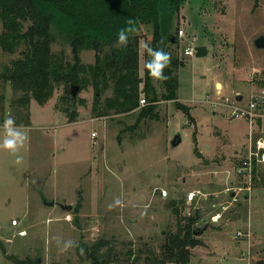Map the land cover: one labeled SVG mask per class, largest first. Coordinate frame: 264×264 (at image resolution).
Returning a JSON list of instances; mask_svg holds the SVG:
<instances>
[{
  "label": "rangeland",
  "instance_id": "374dc122",
  "mask_svg": "<svg viewBox=\"0 0 264 264\" xmlns=\"http://www.w3.org/2000/svg\"><path fill=\"white\" fill-rule=\"evenodd\" d=\"M168 13L166 33L178 34L184 107L162 100L158 118L138 119L137 111L94 116L95 89L79 86L71 107L79 114L69 121L61 109L62 86L45 104L31 100L29 124L11 125L24 137L13 151L2 146L9 137L4 121L25 111L11 105L10 83L0 88V264H12L8 255L38 258L39 264H90L79 245L100 238L124 253L129 241L158 246L163 229L176 221L174 200L183 214L199 209L196 225L206 226L189 264L264 259V162L253 156L245 164L264 139V122L257 118L251 134L248 119L229 114V104L247 103L264 90V47L255 45L264 35V0H187L178 15ZM140 33L143 75L152 27L143 25ZM199 44L208 47L206 55L184 53ZM14 56L0 47V68ZM81 59L95 62V50H82ZM177 133L182 140L173 146ZM46 198L72 209L46 205ZM65 241L72 243L65 248Z\"/></svg>",
  "mask_w": 264,
  "mask_h": 264
},
{
  "label": "trees",
  "instance_id": "16d2710c",
  "mask_svg": "<svg viewBox=\"0 0 264 264\" xmlns=\"http://www.w3.org/2000/svg\"><path fill=\"white\" fill-rule=\"evenodd\" d=\"M187 0H0V47L16 54L0 68V88L11 84L17 105L13 125L30 122L32 99L45 104L63 86L61 109L69 121H75L78 110L71 107L78 101L72 96L71 85H92L95 89L94 116L138 112V119L158 118L162 100L179 101L178 67L182 63L175 47L178 34L166 33L167 15L176 16ZM171 21L169 16V22ZM152 27L148 47L169 54L170 63L163 68L166 78L149 74L147 63L152 53L145 52L144 74L140 73V29ZM127 29V43L118 40L119 30ZM58 44L59 48H54ZM67 47H70L71 55ZM94 49L96 60L86 63L81 52ZM0 92V112L5 95ZM109 93L107 94V92ZM145 98V103L141 98ZM79 104H85L80 101ZM188 112V111H186ZM4 120V117L2 118ZM181 202V201H180ZM176 221L163 229V241L136 247L129 241L124 253L100 238L91 245L81 244L88 251L90 264H189L192 248L201 242L196 231L200 210L183 214L178 201L170 202ZM133 244V246H132ZM106 247V248H104ZM12 264H39L38 258L8 255ZM254 264H264L260 258Z\"/></svg>",
  "mask_w": 264,
  "mask_h": 264
},
{
  "label": "built area",
  "instance_id": "2783aa9c",
  "mask_svg": "<svg viewBox=\"0 0 264 264\" xmlns=\"http://www.w3.org/2000/svg\"><path fill=\"white\" fill-rule=\"evenodd\" d=\"M179 35L184 36L183 29H179ZM194 52H195V47H193L192 45H187L184 48V53L187 55L193 54ZM141 102L142 103L146 102L144 97L141 98ZM229 108H230L229 114L233 118L234 117L244 118L250 121H254L257 118H264V90L257 96L250 99L247 103H241L239 101H235L232 104H229ZM257 143H258L257 152L252 153V151H250L251 153L249 157H247V160H245V164L251 162V158L253 156H256L258 162H264V151H262L261 153L259 152L260 149L264 147V139L263 138L258 139ZM194 194L195 192L191 191L189 193V198L192 199ZM218 217L219 214L213 216L214 219H217ZM18 222H19L18 219L16 218L12 219V225H17ZM18 233L24 235L26 233V230L20 229L18 230Z\"/></svg>",
  "mask_w": 264,
  "mask_h": 264
},
{
  "label": "clouds",
  "instance_id": "9594fccd",
  "mask_svg": "<svg viewBox=\"0 0 264 264\" xmlns=\"http://www.w3.org/2000/svg\"><path fill=\"white\" fill-rule=\"evenodd\" d=\"M127 31L128 30L125 28H121L119 30L118 40L122 44L127 43ZM145 47H148V45L145 44ZM148 50L152 53L153 56V59L147 63V67L149 68V74L160 79L166 78L162 70L168 63H170L169 54L161 49H152L148 47ZM4 123L5 126L8 128L9 137L5 138L2 146L15 151L17 145L23 142L24 137H21L18 132L11 130V125H13L14 123V118L11 115L7 116ZM71 243V241H65V248L70 246Z\"/></svg>",
  "mask_w": 264,
  "mask_h": 264
},
{
  "label": "water",
  "instance_id": "95a60500",
  "mask_svg": "<svg viewBox=\"0 0 264 264\" xmlns=\"http://www.w3.org/2000/svg\"><path fill=\"white\" fill-rule=\"evenodd\" d=\"M255 45L257 47H264V35H259L256 39H255ZM208 47L204 44H199L195 46V53L197 56H203L206 55L208 53ZM79 85L78 84H72L71 85V93L72 96L74 98L77 97L78 91H79ZM242 95H238L237 99H241ZM182 140V136L181 134L177 133L175 134V136L173 137V139L171 140V143L173 146H176L177 144H179ZM46 205H55L58 204L61 208L63 209H72V204H63V203H56L54 200H47L45 201ZM206 228V226H204L202 229L196 231V233L200 234L202 233V231Z\"/></svg>",
  "mask_w": 264,
  "mask_h": 264
},
{
  "label": "crops",
  "instance_id": "0c3cea01",
  "mask_svg": "<svg viewBox=\"0 0 264 264\" xmlns=\"http://www.w3.org/2000/svg\"><path fill=\"white\" fill-rule=\"evenodd\" d=\"M217 84H218V85H221V82H217ZM224 85H225V84H223L222 89L224 88ZM222 89H221V90H222ZM234 92H235V91H234ZM238 95H242V94H238ZM238 95H237V97H238ZM241 99H243V95H242V98H241ZM241 99H239V100H241ZM239 102L242 103V101H239ZM259 120H261V121L264 122V118H259ZM249 122H250V129H249V132L252 134V133L256 132L255 130H256V124L258 123V120H257V119L254 120V121H250V120H249Z\"/></svg>",
  "mask_w": 264,
  "mask_h": 264
}]
</instances>
